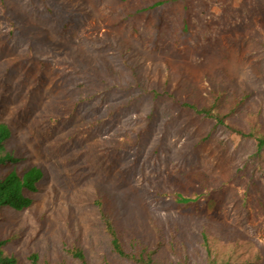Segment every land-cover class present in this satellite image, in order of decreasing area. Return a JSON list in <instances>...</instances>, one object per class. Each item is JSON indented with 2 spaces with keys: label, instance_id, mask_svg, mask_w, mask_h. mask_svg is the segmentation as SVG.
I'll list each match as a JSON object with an SVG mask.
<instances>
[{
  "label": "rangeland",
  "instance_id": "1",
  "mask_svg": "<svg viewBox=\"0 0 264 264\" xmlns=\"http://www.w3.org/2000/svg\"><path fill=\"white\" fill-rule=\"evenodd\" d=\"M263 7L264 0H0V122L47 177L32 208L3 213L21 231L15 250L23 259H68L61 235L69 216L72 236L95 248L86 246L98 263L103 234L89 181L114 190L129 212L176 219L167 196L195 197L182 176L192 170L221 197L207 230L220 243L232 231L245 234L264 264V161L252 156L255 142L133 79L140 71L182 74L199 89L213 81L264 100V30L250 15ZM237 120L247 127L244 116ZM244 184L256 187L248 198Z\"/></svg>",
  "mask_w": 264,
  "mask_h": 264
},
{
  "label": "trees",
  "instance_id": "2",
  "mask_svg": "<svg viewBox=\"0 0 264 264\" xmlns=\"http://www.w3.org/2000/svg\"><path fill=\"white\" fill-rule=\"evenodd\" d=\"M250 15L252 23L264 30V7L261 14L255 11ZM134 74L135 85L140 90L155 98L164 97L196 116L213 120L216 126L252 139L255 142L252 156L264 161V100L253 98L244 88L224 87L213 81L206 82L205 88H201L206 91H200L182 74L158 72L155 77L145 71ZM243 116L248 122L247 127L237 120ZM13 140L11 127L0 122V264H260L262 260L259 251H252V243L245 234L237 235L232 231L228 239L220 243L218 236L207 230L215 221L212 217L219 210L221 197L216 194V189H208L209 182L204 173L192 170L182 176L187 179L186 190L196 191L195 197L182 190L167 196L177 210L176 219L129 212L127 204L114 190L98 180L89 181L94 187V204L98 208L99 227L103 234L96 254L98 263L88 258L86 246L92 250L95 248L72 236L76 229L69 216L63 220L68 225L61 235L62 251L68 259L62 255L54 260L42 259L38 252H31L23 259L21 252L15 250L21 231L15 229L3 213L32 208L34 196L41 191L39 182L47 177L41 164L27 163L22 145L13 143ZM246 167L247 162L242 168ZM172 178L180 180L175 176ZM242 180L243 177H238L236 182ZM255 189L244 184V196H252ZM260 203L263 204L262 199Z\"/></svg>",
  "mask_w": 264,
  "mask_h": 264
}]
</instances>
